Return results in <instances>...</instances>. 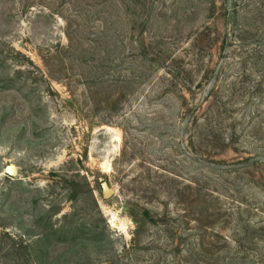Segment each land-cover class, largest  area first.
Masks as SVG:
<instances>
[{
	"label": "rangeland",
	"instance_id": "rangeland-1",
	"mask_svg": "<svg viewBox=\"0 0 264 264\" xmlns=\"http://www.w3.org/2000/svg\"><path fill=\"white\" fill-rule=\"evenodd\" d=\"M0 264H264V0H0Z\"/></svg>",
	"mask_w": 264,
	"mask_h": 264
},
{
	"label": "trees",
	"instance_id": "trees-1",
	"mask_svg": "<svg viewBox=\"0 0 264 264\" xmlns=\"http://www.w3.org/2000/svg\"><path fill=\"white\" fill-rule=\"evenodd\" d=\"M5 193V192H4ZM6 195V194H5ZM74 198H72V200H73ZM7 200H9V198L7 199ZM3 208H7V206L6 205H4L3 206ZM51 209L52 208H50L48 211H47V215H51L52 214V211H51ZM148 215V214H147ZM65 218V220L67 221L68 220V217H64ZM147 218H149V220L150 221H152L151 220V218H150V216H147ZM70 223V222H69ZM69 223H67L65 226H64V228L62 229V227H61V230H67L68 228H69ZM72 224V223H71ZM29 246H27V245H21V246H19V245H14V246H12V248H10V249H8V256L9 255H12L13 257H19V258H21L22 259V257H24L26 254L28 255L29 253Z\"/></svg>",
	"mask_w": 264,
	"mask_h": 264
},
{
	"label": "water",
	"instance_id": "water-1",
	"mask_svg": "<svg viewBox=\"0 0 264 264\" xmlns=\"http://www.w3.org/2000/svg\"><path fill=\"white\" fill-rule=\"evenodd\" d=\"M6 173L11 177L17 176L16 171L12 167L7 168ZM103 193L106 199H111L113 197V191L107 183L103 185Z\"/></svg>",
	"mask_w": 264,
	"mask_h": 264
}]
</instances>
